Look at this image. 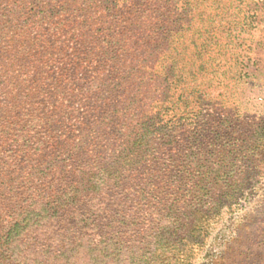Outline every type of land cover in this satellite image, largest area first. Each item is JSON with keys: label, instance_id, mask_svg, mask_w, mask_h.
<instances>
[{"label": "rangeland", "instance_id": "1", "mask_svg": "<svg viewBox=\"0 0 264 264\" xmlns=\"http://www.w3.org/2000/svg\"><path fill=\"white\" fill-rule=\"evenodd\" d=\"M82 231L264 264V0H0V264Z\"/></svg>", "mask_w": 264, "mask_h": 264}, {"label": "trees", "instance_id": "2", "mask_svg": "<svg viewBox=\"0 0 264 264\" xmlns=\"http://www.w3.org/2000/svg\"><path fill=\"white\" fill-rule=\"evenodd\" d=\"M17 228V225L15 226ZM12 228L10 232L13 230ZM23 228H18L17 234H20ZM83 232V231H82ZM81 233L80 239L77 238L75 244L70 243L63 250H58L54 258L57 262L55 264H107L109 261L110 243L108 240L98 242L90 241L89 244L84 243V238H89V233ZM92 240V239H89ZM17 259V257H14Z\"/></svg>", "mask_w": 264, "mask_h": 264}]
</instances>
